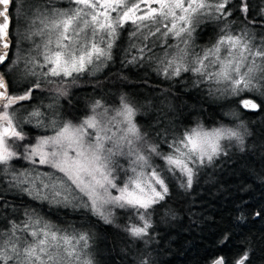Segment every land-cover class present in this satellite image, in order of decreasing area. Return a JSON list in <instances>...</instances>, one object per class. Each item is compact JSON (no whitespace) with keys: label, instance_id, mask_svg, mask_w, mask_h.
I'll list each match as a JSON object with an SVG mask.
<instances>
[{"label":"snow or ice","instance_id":"obj_1","mask_svg":"<svg viewBox=\"0 0 264 264\" xmlns=\"http://www.w3.org/2000/svg\"><path fill=\"white\" fill-rule=\"evenodd\" d=\"M118 58L155 72L159 107L100 94ZM189 87L228 108L231 126L181 121L169 98ZM248 113L264 114V0H0V185L85 221L60 227L33 207L8 216L0 193V264H94L96 223L151 244L172 189L190 192L230 148L245 150ZM231 240L225 229L207 264H251L247 248L220 254Z\"/></svg>","mask_w":264,"mask_h":264},{"label":"trees","instance_id":"obj_2","mask_svg":"<svg viewBox=\"0 0 264 264\" xmlns=\"http://www.w3.org/2000/svg\"><path fill=\"white\" fill-rule=\"evenodd\" d=\"M251 2L254 9L261 4V0ZM209 38L210 33L203 34L201 43ZM120 44L121 47L128 46L127 33L122 36ZM109 76L110 79L105 82L108 92L98 89L101 95L116 96L119 90L120 93L139 97L142 105L151 100L160 106L157 89L163 86V82L156 84L160 78L155 72L132 66L122 67L118 58ZM87 95L90 93L81 90L74 99L84 104ZM169 102L180 113L178 118L189 126L198 120L209 128L222 121L231 126L229 121L232 118L225 115L229 109L220 107L221 102H214L206 93L201 94L190 87L181 88L169 98ZM144 111L145 114L139 117L143 121H150L156 115L149 109ZM243 120L252 133L245 138V150L241 152L236 147L230 148V155L222 157L216 168L209 169L190 192L174 187L168 202L173 214H166L162 209L158 216L153 217L155 231L151 244L131 246L123 233L114 228L105 230L104 225L96 223L89 250L94 264H136L140 257L150 259L152 264H207L206 258L217 253L218 240L225 229L231 233L232 240L220 254L233 259L247 248L251 264H264V218L252 215L264 208V114L248 113ZM0 193L10 205L6 210L8 216L14 215L11 206L19 211L20 218H23L24 208L33 207L41 216L60 227L85 223L79 213L38 204L23 193L9 190L6 184L0 185ZM239 207H246L244 222L236 220ZM6 218L0 211V222ZM91 219L95 222L96 218Z\"/></svg>","mask_w":264,"mask_h":264},{"label":"rangeland","instance_id":"obj_3","mask_svg":"<svg viewBox=\"0 0 264 264\" xmlns=\"http://www.w3.org/2000/svg\"><path fill=\"white\" fill-rule=\"evenodd\" d=\"M66 7V6H65ZM39 39V38H38ZM157 51H159L158 49H157ZM143 69H145V68H143ZM149 70H151L152 71V69H149ZM89 251V250H88Z\"/></svg>","mask_w":264,"mask_h":264},{"label":"flooded vegetation","instance_id":"obj_4","mask_svg":"<svg viewBox=\"0 0 264 264\" xmlns=\"http://www.w3.org/2000/svg\"><path fill=\"white\" fill-rule=\"evenodd\" d=\"M62 6H64V7H65V6H67V5L62 3Z\"/></svg>","mask_w":264,"mask_h":264}]
</instances>
